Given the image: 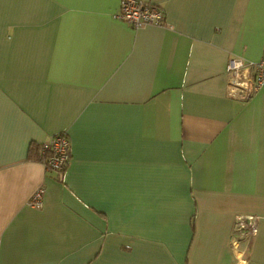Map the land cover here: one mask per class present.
I'll use <instances>...</instances> for the list:
<instances>
[{"label":"crops","instance_id":"1","mask_svg":"<svg viewBox=\"0 0 264 264\" xmlns=\"http://www.w3.org/2000/svg\"><path fill=\"white\" fill-rule=\"evenodd\" d=\"M0 0V264H264V85L226 65L264 53V0ZM67 134L64 173L32 147ZM42 189L40 206L32 205Z\"/></svg>","mask_w":264,"mask_h":264},{"label":"built area","instance_id":"2","mask_svg":"<svg viewBox=\"0 0 264 264\" xmlns=\"http://www.w3.org/2000/svg\"><path fill=\"white\" fill-rule=\"evenodd\" d=\"M163 10L146 0H120L116 18L134 29L144 26L163 24ZM226 95L238 102H247L264 85V53L255 63H246L241 58H234L226 65ZM46 154V155H45ZM49 154L48 157H46ZM70 160V142L67 134L52 136L41 145V161L45 170L57 174L67 168ZM42 189L37 190L32 198L33 206H40ZM237 236L232 238V251L235 254L233 264H245L243 259L246 246L256 236L257 218L250 215H239L235 220Z\"/></svg>","mask_w":264,"mask_h":264},{"label":"trees","instance_id":"3","mask_svg":"<svg viewBox=\"0 0 264 264\" xmlns=\"http://www.w3.org/2000/svg\"><path fill=\"white\" fill-rule=\"evenodd\" d=\"M68 139H69V138H68ZM32 152H34V155L38 156L39 159L41 160V145L36 146L35 148L32 147ZM45 155H46V154H45ZM48 156H49V154H48L46 157H48ZM65 170H66V169H65ZM65 170L62 171V172H60V174L64 173Z\"/></svg>","mask_w":264,"mask_h":264}]
</instances>
